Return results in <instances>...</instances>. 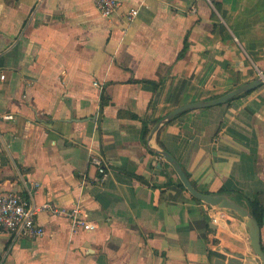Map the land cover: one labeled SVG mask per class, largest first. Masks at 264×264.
<instances>
[{
  "label": "crops",
  "instance_id": "crops-1",
  "mask_svg": "<svg viewBox=\"0 0 264 264\" xmlns=\"http://www.w3.org/2000/svg\"><path fill=\"white\" fill-rule=\"evenodd\" d=\"M119 1L0 0V186L95 224L42 211L43 234L0 235V264H246L244 220L212 222L158 150L198 190L264 204V82L161 121L264 74V0Z\"/></svg>",
  "mask_w": 264,
  "mask_h": 264
},
{
  "label": "built area",
  "instance_id": "built-area-1",
  "mask_svg": "<svg viewBox=\"0 0 264 264\" xmlns=\"http://www.w3.org/2000/svg\"><path fill=\"white\" fill-rule=\"evenodd\" d=\"M95 3L104 16L114 14L121 5L119 0H95ZM138 13V8H132L128 13V19L134 20ZM262 75L263 73L260 74ZM4 77L5 75L2 74L1 78ZM5 118H13V115L7 114ZM90 160L98 170L96 181L102 184L108 176V167L104 158L99 153H92ZM42 211L68 216L74 229L77 227L92 229L95 226L93 222L84 217L83 209L78 204L69 209L48 202L37 206L23 194L11 190L5 191L0 186V235L8 234L17 238L36 237L43 234L44 228L37 220V215ZM228 212L227 209L209 205L212 222H220L228 216Z\"/></svg>",
  "mask_w": 264,
  "mask_h": 264
},
{
  "label": "water",
  "instance_id": "water-1",
  "mask_svg": "<svg viewBox=\"0 0 264 264\" xmlns=\"http://www.w3.org/2000/svg\"><path fill=\"white\" fill-rule=\"evenodd\" d=\"M263 82H264V74L262 76H259L255 80L240 85L236 88H233L232 90H229L228 92L218 97L211 98L208 100H198L194 102H189L187 104L179 106L174 110H172L170 113H168L161 121L163 123L168 122L174 116L190 109L210 107V106L226 103L228 100L232 99L238 94L252 90L257 86L261 85ZM161 121L156 123L154 127V131L158 129L159 125L162 123ZM158 153H160L171 164V166L177 173L180 181L183 183L184 187L195 198L207 203L208 205H213L227 209L235 213L237 216H239L244 220L245 225L249 230V242L252 245L255 254L257 255V258H254L252 256L247 257L246 264H259V263L264 264V248L261 244V229H260L261 226L258 223L257 219L250 213L248 207L241 204L239 201H237L235 198H233L231 195L227 193H209L198 190L193 186L190 179L187 177L180 162L171 153L165 150H158ZM161 166H162L161 163H159L158 167L161 168ZM223 261L225 263L226 260ZM243 263H244L243 255L240 253H234V255L231 258H229L227 262V264H243Z\"/></svg>",
  "mask_w": 264,
  "mask_h": 264
},
{
  "label": "trees",
  "instance_id": "trees-1",
  "mask_svg": "<svg viewBox=\"0 0 264 264\" xmlns=\"http://www.w3.org/2000/svg\"><path fill=\"white\" fill-rule=\"evenodd\" d=\"M179 184L181 186H184L181 181H179ZM245 206L248 207L250 213L257 219L258 223L261 225L262 222H263L264 204H262V202L260 201V199L258 197H254V198H251V199L249 198L245 202Z\"/></svg>",
  "mask_w": 264,
  "mask_h": 264
}]
</instances>
